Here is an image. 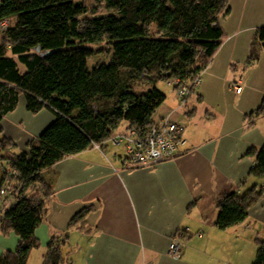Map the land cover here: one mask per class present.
I'll return each mask as SVG.
<instances>
[{
	"label": "trees",
	"instance_id": "obj_1",
	"mask_svg": "<svg viewBox=\"0 0 264 264\" xmlns=\"http://www.w3.org/2000/svg\"><path fill=\"white\" fill-rule=\"evenodd\" d=\"M108 11L98 13L82 0H0V190L14 193L0 216V231L14 232L16 250L0 256V264H28L40 246L36 230L49 212L54 190L43 171L94 144L106 142L123 120L140 133L153 124V114L166 98L159 81L192 82L221 47L226 33L222 19L229 0H94ZM91 13V14H89ZM106 41L109 63L89 69L94 50L83 42ZM264 51V25L254 35L249 63ZM139 83L153 88L137 91ZM147 84V85H148ZM195 91V90H194ZM193 91V92H194ZM24 96L27 108L49 109L52 123L28 151L3 136L2 121ZM264 116V97L253 112ZM246 155L255 158L248 178L264 182V144ZM264 197L262 186L232 191L218 201L216 225L228 229L244 221L249 209ZM16 198V199H15ZM13 200L15 202H13ZM89 208L79 211L69 227L84 222ZM52 237L43 264H62L63 242ZM252 264H264V240H258Z\"/></svg>",
	"mask_w": 264,
	"mask_h": 264
},
{
	"label": "crops",
	"instance_id": "obj_2",
	"mask_svg": "<svg viewBox=\"0 0 264 264\" xmlns=\"http://www.w3.org/2000/svg\"><path fill=\"white\" fill-rule=\"evenodd\" d=\"M230 13L221 21L226 37L203 74L196 99L191 94L181 103L168 90L153 114V121L168 118L183 126L188 143L179 155L152 167L127 168L125 150L119 149L123 145L103 143L43 171L54 195L36 230L41 263L54 236L58 243L64 240L62 264H252L264 234V197L240 224L224 230L216 225L223 195L263 184L248 178L255 158L246 152L264 144V116L253 115L264 87L239 78L243 90L237 93L223 75L236 55L251 48L249 36H242L245 29L238 28L242 22L230 20ZM152 88L148 84L146 90ZM54 119L47 108L31 112L20 96L2 121L3 136L14 141L17 152L28 151L29 142ZM3 173L2 168L0 182ZM84 208L89 209L83 225L69 227ZM176 234L182 246L173 258L168 248ZM18 242L14 232L0 231V256L16 250Z\"/></svg>",
	"mask_w": 264,
	"mask_h": 264
},
{
	"label": "built area",
	"instance_id": "obj_3",
	"mask_svg": "<svg viewBox=\"0 0 264 264\" xmlns=\"http://www.w3.org/2000/svg\"><path fill=\"white\" fill-rule=\"evenodd\" d=\"M9 26L8 19L0 20V32ZM206 70V69H205ZM201 72L192 82L181 84L177 94L183 103L198 87L202 81ZM233 88L237 93L243 90L241 79L233 82ZM126 120L120 124V128L108 139L114 146L124 145L126 159L125 167H149L167 161L179 155L187 146V139L183 134V127L180 123L163 118L154 121L147 131L140 133L136 129L130 128ZM101 147V145H97ZM264 188V182L262 184ZM14 193L8 192L5 188L0 190V216L10 206ZM182 240L178 234L171 239L168 255L177 258L180 254Z\"/></svg>",
	"mask_w": 264,
	"mask_h": 264
},
{
	"label": "rangeland",
	"instance_id": "obj_4",
	"mask_svg": "<svg viewBox=\"0 0 264 264\" xmlns=\"http://www.w3.org/2000/svg\"><path fill=\"white\" fill-rule=\"evenodd\" d=\"M82 1L86 2V4L91 9V11H93V9L94 10L96 9L98 13H101V14L108 13L107 9L103 7V5L99 2L95 3L94 0H82ZM230 2L231 4H229V7L230 9H232V17H230L231 18L230 20H233L236 18V21H238V23L242 22V25L238 26V28L245 29L244 30L245 34L242 33L244 34L242 36H245V35L249 36L250 45H251L257 29L261 27L262 25H264V0H231ZM2 36L3 34L0 33V39H2ZM81 45L87 48L93 49L95 51L94 54L88 60L89 69H92L98 64L110 62L112 51L106 41L83 42ZM263 52L264 51L261 52L259 60L256 62H252V63H249V53L246 54L244 52V54L236 55L235 60L229 65V67H225L223 71V75H225V77H227L228 80L231 81V83L234 82V80H237L239 78H247L248 82H251L254 85L259 84L264 87V55H263L264 53ZM147 84L148 83H139L136 86L137 91L147 92L146 90ZM157 86L159 90L165 93V95H166V91L168 90H172L171 92H175V94H177V90L174 89V87L171 86L166 81H159L157 83ZM197 88L198 87H196V89ZM196 89L194 93L193 92L191 93L193 100H195L197 97V94L195 93ZM190 95L187 96L184 100L186 101L190 97ZM178 99L181 102V99L179 98V96H178ZM103 143H109V145H111V143L108 142V140ZM103 143L94 144V146L101 145L102 147ZM119 149L125 150L124 145L123 147H119ZM2 168L3 167L1 166V162H0V169ZM261 239L264 240V234L261 235ZM39 249L40 247L32 249L29 260H28V264H43L39 260L40 251H37Z\"/></svg>",
	"mask_w": 264,
	"mask_h": 264
},
{
	"label": "bare ground",
	"instance_id": "obj_5",
	"mask_svg": "<svg viewBox=\"0 0 264 264\" xmlns=\"http://www.w3.org/2000/svg\"><path fill=\"white\" fill-rule=\"evenodd\" d=\"M149 167H152V166H149ZM128 168H133V167H128ZM13 202H15L14 200H13ZM6 211V210H5Z\"/></svg>",
	"mask_w": 264,
	"mask_h": 264
}]
</instances>
